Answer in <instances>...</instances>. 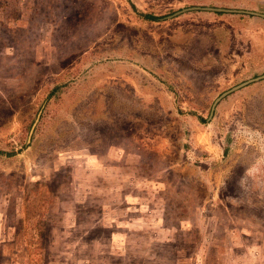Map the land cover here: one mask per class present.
Segmentation results:
<instances>
[{"label":"rangeland","instance_id":"obj_1","mask_svg":"<svg viewBox=\"0 0 264 264\" xmlns=\"http://www.w3.org/2000/svg\"><path fill=\"white\" fill-rule=\"evenodd\" d=\"M258 13L0 0V264H264Z\"/></svg>","mask_w":264,"mask_h":264},{"label":"water","instance_id":"obj_2","mask_svg":"<svg viewBox=\"0 0 264 264\" xmlns=\"http://www.w3.org/2000/svg\"><path fill=\"white\" fill-rule=\"evenodd\" d=\"M193 8H200V7H193ZM205 9H209V10H216V11H228L229 9L226 8H219V7H204ZM232 9H230L231 11ZM252 13H255L253 11H251ZM260 14V13H258ZM260 15H262L264 17V13H261ZM264 76V75H263ZM238 87V86H237ZM236 87V88H237ZM218 100V99H217ZM217 100L215 102H217Z\"/></svg>","mask_w":264,"mask_h":264},{"label":"trees","instance_id":"obj_3","mask_svg":"<svg viewBox=\"0 0 264 264\" xmlns=\"http://www.w3.org/2000/svg\"><path fill=\"white\" fill-rule=\"evenodd\" d=\"M146 16H148V18H152V19H156L157 18L154 15H150V14H147Z\"/></svg>","mask_w":264,"mask_h":264}]
</instances>
